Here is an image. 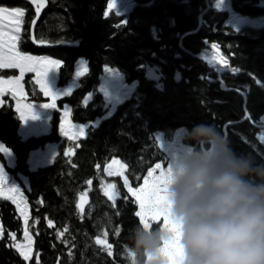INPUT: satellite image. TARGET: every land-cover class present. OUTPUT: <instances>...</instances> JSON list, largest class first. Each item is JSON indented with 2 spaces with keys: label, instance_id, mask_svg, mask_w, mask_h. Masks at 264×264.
I'll use <instances>...</instances> for the list:
<instances>
[{
  "label": "trees",
  "instance_id": "16d2710c",
  "mask_svg": "<svg viewBox=\"0 0 264 264\" xmlns=\"http://www.w3.org/2000/svg\"><path fill=\"white\" fill-rule=\"evenodd\" d=\"M47 1L35 27L36 38L52 42L77 39V46H35L30 39L32 7L21 0H0V4L25 9L20 48L62 61L59 84L71 76L78 57L87 60L88 72L81 84L63 101L72 105L74 121L92 122L105 113L96 91L103 66L117 69L126 81L137 84L132 95L109 117L88 126L85 137L70 143L72 153L65 156L61 147L51 164L33 171H28L25 162L33 140L19 141L14 112L10 106L0 109V140L19 154L15 171L25 173L30 181L28 228L34 236V253L39 255L40 264H132L125 248L130 243V229L139 224L134 215L137 205L119 179L104 176V165L109 158L119 157L135 187L154 163L167 161L155 133L160 131L171 140L177 128L191 130L198 124L215 126L233 152L264 164V144L257 138L255 124L264 114V25L237 31L223 26L227 13L207 8L208 2L214 4L216 0H134L136 5L125 16L104 15L108 0ZM230 1L237 13L264 15V6L256 5L259 0ZM207 41L216 42L230 68L237 70L222 73L225 87L208 79L214 73L197 57ZM151 67H157L159 79L145 77ZM177 71L178 82L174 81ZM26 85L32 94L35 87L27 78ZM89 92L92 98L86 102ZM246 112L248 117L242 119ZM186 134L182 142L194 149L193 141L185 142ZM50 137L39 140L40 144L57 138L54 133ZM111 180L120 192L115 205L103 191V184ZM78 203L83 212L77 208ZM1 204L5 237L9 232L18 235L20 221L14 212L9 213L10 205ZM48 220L53 227L48 226ZM64 228L68 231L58 239L57 232ZM105 232L112 256L104 251ZM97 236L102 241L99 245L95 243ZM144 260L141 258L140 264ZM0 264H36V258L26 263L3 239Z\"/></svg>",
  "mask_w": 264,
  "mask_h": 264
},
{
  "label": "clouds",
  "instance_id": "9594fccd",
  "mask_svg": "<svg viewBox=\"0 0 264 264\" xmlns=\"http://www.w3.org/2000/svg\"><path fill=\"white\" fill-rule=\"evenodd\" d=\"M185 131L196 147L172 156L165 187L186 264H264V164L233 152L213 125ZM171 236L137 224L125 252L167 264L160 250Z\"/></svg>",
  "mask_w": 264,
  "mask_h": 264
},
{
  "label": "rangeland",
  "instance_id": "374dc122",
  "mask_svg": "<svg viewBox=\"0 0 264 264\" xmlns=\"http://www.w3.org/2000/svg\"><path fill=\"white\" fill-rule=\"evenodd\" d=\"M135 5L136 2L134 0H108L104 15L109 16L113 14L117 16H125ZM0 7L7 8L9 10L19 8L22 9L24 12V16L22 17L23 23L21 24L20 31L16 33V35H18L19 37V39L16 41L17 51H20L24 55L32 56L37 61L56 60L59 61L60 66H62V61L50 55L22 51L19 43L23 36L22 32L24 31L26 11L24 8L18 6H8L0 4ZM207 8H214L219 11H225L227 13V16L223 21V26L231 27L235 31L245 27L256 29L264 25V15L247 16L237 13L232 9L230 0H216L214 4L208 2ZM2 23L4 26L5 35L7 36L10 32L11 25L8 23L7 19ZM213 45H215L216 48H213ZM197 57L203 62H205L208 68H210V71L214 73L213 76L209 75L208 77H214L213 79L218 80L222 87H225L223 81L221 80L222 73L226 71H237L230 68L227 56L222 53L220 46L216 42L207 41L206 46L197 54ZM4 70L7 71V73L0 74V78L4 80L19 78L20 85L23 88L24 92L23 99L18 100L16 98H13L11 92H7L4 94L3 97H0V100H3L4 106H10L15 114V117L17 119V126L15 132L20 141L26 142L30 139L33 140V144L28 148L27 155L25 158L28 171H33L38 169L39 167H44L51 164L54 158L60 153L61 147L63 153H72V151H69L71 149L70 143L77 142L80 138L85 137L88 123H80L74 121L71 115L73 111L72 105L68 102L63 101L67 97L71 96L73 91L81 84L83 76L86 75V73L88 72L87 60L83 57H78L75 60L73 64V72L64 84H59L60 67L58 69H52L48 72L46 77L48 87L54 94L59 97L55 100L57 109L44 108L41 106L44 103H51L52 99L49 96H45L44 93L40 90V86L37 83V74L35 72L25 71L23 77H21L19 69L4 68L0 69L1 73H3ZM77 73H79V75ZM26 78L35 87V91H32V94L27 91ZM136 84V81H126L124 75L117 69L109 66H103L102 74L99 76L98 83L96 85V91L102 98L105 113L102 115V117L96 119L95 121H92L91 123L93 125H98L102 119L109 117L115 111L118 104H120L132 95L133 91L135 90ZM91 94L92 93L89 92L88 95H86L84 99L86 102L92 98ZM18 102L20 104H33V114L36 118H30L26 121H22L19 117V114L15 110ZM55 116H57V120L54 122ZM62 121L64 123L65 128L69 132H74L76 130L79 131V129L82 127L84 129V133H80V138L78 140L69 141L67 137L62 135L61 133L60 124ZM255 124L258 128L257 138L261 143L264 144V114L260 116L258 122H256ZM185 130V127L177 128L171 140L165 139L163 133L160 131L155 133V137L158 141L159 146L165 151L167 155V161H158L154 163L153 166L146 171L141 183L135 187L132 186L133 188L142 187L144 184V179L147 177L148 172L153 169H155L153 173L154 176L160 175L161 169H156V164L159 163L161 165V168L166 170V167L174 154L190 152L193 150L190 146L182 142V135L186 132ZM53 133L57 138L44 140L40 144L39 140L44 138H52L50 136ZM113 161H119V164H114ZM121 164L125 166L123 168V175H116L114 173L110 174V171H106V169H109L110 166V170L118 169ZM126 168V164L119 157L113 156L109 158V160L104 165L103 174L108 179H119L121 184L124 186L123 180L126 176ZM0 169H2L4 175V195H14L17 201V203H13L12 199H4V196L0 195V204L3 203L1 204V206L7 204L10 205L9 213L14 212L13 214L15 219H18L21 224V230L20 233L16 235L15 242L10 239V236L5 237L4 229L3 238H0V240L5 239V243L7 244V246L11 247L19 254L16 247L10 245L14 243L20 244L22 246L26 245L28 242L24 240V230L25 228H27L29 235L32 237L33 241L31 248L28 249L30 259L28 261H25L27 263L32 258H37V254L34 253V236L31 230L28 228V223L27 225H25L24 216L21 214L20 211V208H24L27 212V218L29 220L30 206L28 203L27 192H25L24 187L18 179L17 175L15 173H12V171L5 166L4 162L1 159ZM110 184H114V180L105 182L103 184L104 192H111V189L108 188V185ZM13 186L18 189V194L16 192H8V189L12 188ZM124 188L127 191V188L125 186ZM128 194L131 196L130 193ZM21 198L23 199V203H20ZM133 198L135 200V197ZM18 203H20V208L17 207ZM136 205V211H139V205ZM0 226H2L3 228V224L1 221V211ZM160 226L162 227V225ZM143 264H149L147 258H145Z\"/></svg>",
  "mask_w": 264,
  "mask_h": 264
},
{
  "label": "snow or ice",
  "instance_id": "6c2138e0",
  "mask_svg": "<svg viewBox=\"0 0 264 264\" xmlns=\"http://www.w3.org/2000/svg\"><path fill=\"white\" fill-rule=\"evenodd\" d=\"M35 2V0H33ZM37 14L40 11V5L37 4L36 8ZM24 12L22 9L15 8L9 10L7 8L0 7V69L12 68L19 69L20 76L23 77L25 71L35 72L37 74V83L40 86V90L44 93L45 96H49L52 99L51 103H44L41 106L44 108L57 109L55 100L59 97L54 94L46 82L47 74L52 69H58L60 67V62L56 60H47V61H37L34 57L24 55L20 51L16 50V41L19 39L18 33L20 31L21 24L23 23L22 17ZM10 18V19H9ZM8 20V23L11 25L10 32L8 35H5L3 23L5 20ZM35 24V21H33ZM43 42V41H41ZM213 48H216L213 45ZM79 75V73H77ZM11 92L13 98L23 99L24 92L23 88L20 85L19 78H13L9 80H4L0 78V97H3L5 93ZM0 106H3V100H0ZM16 112L19 114V117L22 121L28 119H35L36 117L33 114V104H20L19 102L16 105ZM60 130L62 135L66 136L69 141H75L80 138V133H84V129L81 127L79 131L69 132L63 121L60 124ZM2 150V146H0ZM71 151V149L69 150ZM69 153L65 152L64 155L67 156ZM114 164H119V161H113ZM99 167V165H97ZM111 167V166H110ZM110 174L123 175L124 165H120L118 169L110 170ZM156 169H161L159 176H154L155 169L148 172L147 177L144 179V184L142 187L133 188L129 184L128 177H124L123 184L127 188L128 193L132 197H135V203L139 205V211H136L134 215L139 218V224L143 225L145 228L151 229L155 227H161L168 230L172 233V236L169 240H166L160 250L162 256L166 259L167 264H186L185 253L183 248L179 243V231L178 226L170 219L167 209V197H166V180L167 175L170 173V168L162 169L161 165L158 163L155 165ZM4 175L2 169H0V195L4 196V199H12L13 203H17L14 195H4L3 188ZM91 184V181L87 182ZM108 188L111 189V192L105 191V196L108 197L110 201L115 205L117 198L120 196V192L117 189L115 184L108 185ZM9 193L16 192L18 194V189L13 186L8 189ZM20 203H23L21 198ZM20 203L17 204V207L20 208ZM77 208L83 212V208L78 203ZM21 214L24 216L25 225L28 223L27 212L24 208H20ZM117 215L119 213L117 212ZM49 227H53V222L51 220L47 221ZM68 229L64 228L63 231L57 232V238H61ZM119 229L116 230V235H119ZM105 241L104 251L107 252L108 256H112V245L107 244L106 237L107 232L104 234ZM10 239L15 242L16 234L9 233ZM0 238H3V228L0 226ZM24 240L28 243L26 245L12 244L10 246L16 247L19 255L23 258L24 261L30 259L28 249L32 246V237L29 235L27 228L24 230ZM95 243L97 245L101 244L102 241L99 236L96 237ZM72 256V252L69 251V257ZM131 257L132 264H137L136 258L129 253ZM149 258L148 261H150ZM36 264H40L39 255L37 254ZM59 264V262H58Z\"/></svg>",
  "mask_w": 264,
  "mask_h": 264
},
{
  "label": "water",
  "instance_id": "95a60500",
  "mask_svg": "<svg viewBox=\"0 0 264 264\" xmlns=\"http://www.w3.org/2000/svg\"><path fill=\"white\" fill-rule=\"evenodd\" d=\"M24 1L26 3H28L34 12V16L31 20L30 23V39L32 41V43L39 47V48H54V47H59V46H65V47H74L77 46L78 44V40H66V39H62L56 42H52L49 40H43V39H37L35 36V27L37 22L39 21V19L41 18V16L43 15V12L46 10L47 5H48V1L47 0H35V2H33V0H21ZM37 4L40 5V11L37 14L36 8H37ZM257 6H264V0H259V2H257L256 4ZM33 21H35V24H33ZM154 36L156 37V32H155V27H152ZM43 41V42H41ZM148 80L149 79H153V78H160V74L158 72L157 67H151L148 69L146 76H145ZM208 79L210 81L213 80V77H208ZM180 80V72H176L174 75V81L178 82ZM218 81V80H217ZM245 109V107H244ZM246 111V110H245ZM248 117V113H245V116L242 119H245ZM0 146H2V150H0V153L5 161V165L6 166H11L16 164V161L18 160L16 154L14 153V151L12 149H10L8 146H6V144L1 140L0 141ZM18 179L20 180V182L22 183L25 192H30L31 191V187H30V181L28 176L20 173L18 175ZM12 233V232H11Z\"/></svg>",
  "mask_w": 264,
  "mask_h": 264
},
{
  "label": "flooded vegetation",
  "instance_id": "af4514ba",
  "mask_svg": "<svg viewBox=\"0 0 264 264\" xmlns=\"http://www.w3.org/2000/svg\"><path fill=\"white\" fill-rule=\"evenodd\" d=\"M22 34H23V32H22ZM2 107H5L4 105L2 106ZM2 107H0V109L2 108ZM19 140V139H18ZM1 141V140H0ZM20 141V140H19ZM7 146V145H6ZM10 149H12L13 151H14V153L16 154V156H17V158H19V154H17V152L15 151V149L13 148V147H11V146H8ZM0 159L4 162V164H5V161H4V159H3V157H2V155H1V153H0ZM19 160H17L16 161V164H14V165H11V166H6L9 170H11L12 171V173H15L16 175H17V177H18V175L20 174V173H22V174H24L25 175V173H23V172H19V171H15V169L16 168H18V162ZM26 176V175H25ZM9 233H11V232H9Z\"/></svg>",
  "mask_w": 264,
  "mask_h": 264
}]
</instances>
